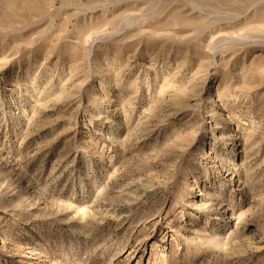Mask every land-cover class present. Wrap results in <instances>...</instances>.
I'll return each instance as SVG.
<instances>
[{
	"label": "rangeland",
	"instance_id": "obj_1",
	"mask_svg": "<svg viewBox=\"0 0 264 264\" xmlns=\"http://www.w3.org/2000/svg\"><path fill=\"white\" fill-rule=\"evenodd\" d=\"M0 264H264V0H0Z\"/></svg>",
	"mask_w": 264,
	"mask_h": 264
},
{
	"label": "bare ground",
	"instance_id": "obj_2",
	"mask_svg": "<svg viewBox=\"0 0 264 264\" xmlns=\"http://www.w3.org/2000/svg\"><path fill=\"white\" fill-rule=\"evenodd\" d=\"M143 189V188H142Z\"/></svg>",
	"mask_w": 264,
	"mask_h": 264
}]
</instances>
